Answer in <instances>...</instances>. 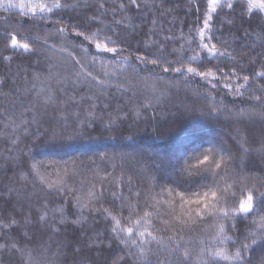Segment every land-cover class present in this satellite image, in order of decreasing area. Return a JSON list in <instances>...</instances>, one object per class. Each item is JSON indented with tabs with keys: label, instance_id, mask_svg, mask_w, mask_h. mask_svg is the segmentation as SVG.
Segmentation results:
<instances>
[{
	"label": "trees",
	"instance_id": "16d2710c",
	"mask_svg": "<svg viewBox=\"0 0 264 264\" xmlns=\"http://www.w3.org/2000/svg\"><path fill=\"white\" fill-rule=\"evenodd\" d=\"M44 2L51 5L57 0ZM58 2L65 6L44 14L48 18L42 19L39 12L25 15L19 8L7 7L8 0H0V80L5 81L0 89V221L6 223L14 217L20 222L18 227H0V244L5 245L0 248V264H185L182 254L186 249L190 253L187 264H202L198 260L202 248L222 247L216 238L217 229L201 225L194 216L191 220L182 216L190 227L180 233L182 247L175 250V241L170 237L177 234L178 226L169 225L165 230L162 222L171 221L169 213L179 215L181 210L178 198L169 196L166 186L173 165L179 166L194 150L219 146L235 154L241 144L246 148L260 147L264 121L240 115L241 109L245 113L253 110L248 101L250 89L241 88V96L234 87L243 83L237 76L264 71V58L257 55L264 52V14L255 8L249 11L247 0H232V9L226 7L229 0H222L225 6L213 14L205 38L214 35L216 39L209 43H216L225 55L209 56L197 47L207 0H138L139 10L128 5V0ZM102 2L104 10L98 7ZM121 2L126 5L123 10L118 7ZM197 5L200 12L196 11ZM94 13L100 40L111 36L116 43L110 46L123 49L119 54L101 53L94 44L74 37L75 27ZM60 27L67 30L59 33ZM12 35L32 51L10 47ZM166 36L172 39L166 40ZM162 43L169 50H177V55L169 59L182 58L187 64L190 57L196 56L191 61L193 67L207 64L212 71L219 67L218 78H213L216 87L211 89L189 76L185 79L163 73L160 67L135 59L145 53L159 55ZM249 55L260 62L249 64ZM74 58L83 61L85 67L75 64ZM233 68L236 76L232 75ZM88 70L96 80L86 75ZM150 82H156V88L169 85L184 98L180 97L172 108L165 99L157 104L158 97L150 95ZM262 82L264 78H253V89ZM173 93L168 101L175 98ZM148 103L151 107L146 110L144 105ZM213 105L220 110L210 113ZM120 107L125 109L122 122L116 111ZM26 108L29 111L25 112ZM54 111L69 114L68 132L76 125L74 114L79 113V120L86 126L85 134L71 141L53 140L52 134L65 127L60 119H52ZM219 152V156H225L224 151ZM250 154L254 153H241L238 162L248 165ZM73 161L80 165L75 175ZM65 162L67 176L63 172ZM33 164L37 165L36 171L31 170ZM254 175L258 178L260 173ZM40 176L45 178L43 182ZM61 177L81 193H86L92 184L99 190L103 183L107 193L100 204L108 209L107 215L91 210V204L82 215H72L77 209L61 202L70 200L71 194L62 198L55 195V188H47V183ZM233 179L230 174L224 175L218 187H227ZM253 182H247L249 187ZM230 190L236 192L237 204L247 195L240 185ZM113 191L122 196L126 206L136 210L134 220L144 211L153 213L148 231L156 240L145 237L143 256L139 248H128L111 239L115 234L110 229L115 223L110 217L121 218V201H117L115 209L107 202ZM136 193H140L139 199ZM157 211L161 213L159 217L155 215ZM45 214L46 221L40 222L39 216ZM123 215H128L127 207ZM61 219L66 223H60ZM250 220L251 217L243 221L240 227ZM13 243L15 249L11 247Z\"/></svg>",
	"mask_w": 264,
	"mask_h": 264
},
{
	"label": "snow or ice",
	"instance_id": "6c2138e0",
	"mask_svg": "<svg viewBox=\"0 0 264 264\" xmlns=\"http://www.w3.org/2000/svg\"><path fill=\"white\" fill-rule=\"evenodd\" d=\"M248 9H259L264 12V0H247ZM128 5L139 10L141 5L138 0H128ZM61 3L54 2L51 5L44 2V0H19L18 3H13L12 0H8L7 7L9 8H19L22 14H32L35 15L37 12L41 14L42 19H47L48 17L44 14L52 13L54 9L64 7ZM225 5L222 4V0H207L206 9L202 14V27L199 28L198 35L200 37L197 47L201 49L202 52L207 53L209 56L225 55L224 52H220L217 48L216 43H209L216 39L214 35H209L205 38V31L211 28L210 22L213 20V14H218V9L223 8ZM99 9H105V3L102 2L98 5ZM119 9L123 10L126 5L121 2L119 4ZM229 9L233 8L232 0L226 4ZM116 9H113L115 12ZM196 11L200 12V6H196ZM98 17L94 13L92 17L86 18V21L80 25H77L73 30V35L76 38H82L84 41H88L89 44H94V47L101 53H112L119 54L123 49L118 48L115 45L116 40L111 36H106L104 41L100 40L99 28H98ZM116 23H120L116 21ZM155 23V21H153ZM93 28H97V31H92ZM67 29L60 27L57 32L63 33ZM172 37L166 36V40H171ZM46 43V41H45ZM190 44L192 41L189 42ZM12 48H23L25 51H32L27 43L19 44L17 37L12 35L11 44ZM183 47V46H181ZM88 51V49H84ZM177 55L176 49H168L163 43L159 47V55L154 53H145L135 57V59L141 64H151L153 68L160 67L163 73H175L179 76H184L185 79L188 76H198L200 79L208 80L210 77L218 78L220 73V68L216 67L215 71H212L207 64H201L198 67H193L191 61L195 60L197 57L192 56L189 58L187 64L184 63L182 58L169 59ZM229 55H231L229 53ZM258 57L264 58V52L257 54ZM149 56H152L149 59ZM5 59H9L5 57ZM249 64L255 65L259 63V59H254L253 56L247 57ZM95 57H93V62ZM74 62L84 68L85 65L83 61L74 58ZM179 66H174V65ZM138 66V65H137ZM209 68L205 71L203 69ZM80 73L77 72V75ZM86 75L92 80H96L91 70L86 72ZM232 75H237V70L232 69ZM253 78H264V71H253L252 75L243 74L237 76V79L242 80V84H236L234 90L238 95L243 96V92L240 91L241 88L247 86L250 89L248 101L252 103L253 110L249 113H245L243 109L240 110L241 116H252L258 117L260 120L264 121V82L257 85L253 89L251 80ZM102 82V81H98ZM5 85L4 80H0V89H3ZM35 87V85H33ZM259 92L260 94H257ZM8 95V94H5ZM215 99V97H211ZM223 102H221L222 105ZM105 107H108L105 105ZM151 107V104H145L144 108L147 110ZM219 106H211L209 111L218 112ZM29 111L28 108L25 112ZM118 116L121 117V122L123 120V115L125 114V109L123 107L118 108ZM76 117V125L72 132L67 131V123L69 121V114L67 113H57L53 112L52 119H60L64 122V130L60 133H53V140L59 138L60 140L71 141L77 136H83L85 134V123L79 120V113L74 114ZM103 121V115L99 117ZM24 123H28L27 120ZM115 123V121H111ZM110 127L111 125H107ZM262 138L259 141V148L244 147L240 145L237 152L234 154L230 152L227 148L222 147L221 150L225 152V156H221L220 159L214 158V153L216 149L214 147L202 148V150H194L191 154L185 157L179 166L173 165L171 175V180L169 185L166 186V191L169 196L178 198L179 208L181 212L179 215L175 213H169L172 219L171 221L165 220L162 223L165 225V230L168 226L177 227L178 232L175 236L170 237L171 240L175 241V250H179L182 245L180 243L183 240V236L180 235L185 229V227H190L187 225L186 221L181 219L182 216L188 217L190 220L193 216L199 220L201 225H210L212 228L217 229L216 238L219 240V247L215 250L213 249H201L200 256L198 260L202 264H218L219 261H225L227 264H264V133L261 134ZM235 139V138H233ZM241 153H254L248 156V165L242 166L238 162V157ZM68 162H65V168L63 169L64 175L69 174V169L67 167ZM73 175L79 172V167L75 161L72 162ZM83 164V161L80 162ZM156 168L160 167L159 163L155 164ZM247 168V173L245 171ZM32 171L37 170V165H32ZM219 170V171H218ZM259 172L260 175L257 178L254 174ZM248 173L253 175L249 176ZM30 174V173H29ZM38 174V173H37ZM233 177V183L225 188H219L218 185L220 180L224 175H229ZM27 179V175L23 177ZM254 182L251 187L248 185L249 180ZM40 180L43 182L45 178L40 176ZM226 183V181H225ZM216 185V187H213ZM238 185L242 186L243 189L247 191V195L243 199H239L237 204V195L235 191L230 189L236 188ZM48 189L55 188V195L60 197H67L71 194L70 200H63L62 204L70 205L77 209V211L72 212V215H82L84 209L88 207L89 204L92 205L93 211H102L105 215L108 213V209L103 208L100 201L105 199V194L107 189L101 183L99 190L95 184H92L86 193H81L79 188L74 186H69L65 179L61 177L57 181L47 183ZM207 188L208 190H204ZM179 189V190H178ZM164 190V189H162ZM111 200L109 202L113 209L117 206V201L120 200V219L116 216H111L110 219L114 221L115 227L110 229L111 233L115 236L111 239L119 241L120 244L125 247L131 248L133 246L140 249L141 256L144 255L143 245L146 242L145 237H151L153 241L156 240L155 236L148 231V228L152 226L151 216L153 213L144 211L143 216L138 219H133L136 215V210L132 209L130 206H126L123 203L122 196H117L115 191L110 193ZM137 199L140 197V193H136ZM82 200L84 203H81ZM73 201L75 202L73 204ZM168 203V201H165ZM99 204V206H97ZM47 207V204L44 205ZM146 206H150L147 205ZM127 207L128 215L124 216L123 212ZM137 204V208H139ZM63 211V209H61ZM240 214H245L241 216ZM157 217L161 215L159 211L155 213ZM251 217L250 223L245 225L243 228L240 225L243 221L248 220ZM39 221H46V214L39 216ZM75 222V221H74ZM19 221L14 217L8 218L7 222L0 221V227L12 228L13 226H19ZM60 223H66L64 219L60 220ZM59 231V229H55ZM228 233H232L229 235ZM139 241V243H138ZM103 243V241H100ZM159 243V241H157ZM203 243V242H201ZM230 243V247L228 246ZM4 244H0V248H4ZM12 248H16V244L11 245ZM257 247H259V252H257ZM21 251V249H17ZM206 253V258H205ZM258 257V258H257ZM190 259V253L186 249L182 254V260L187 264Z\"/></svg>",
	"mask_w": 264,
	"mask_h": 264
},
{
	"label": "rangeland",
	"instance_id": "374dc122",
	"mask_svg": "<svg viewBox=\"0 0 264 264\" xmlns=\"http://www.w3.org/2000/svg\"><path fill=\"white\" fill-rule=\"evenodd\" d=\"M262 13L264 14V12H262ZM96 51H98V50L96 49ZM189 77H191L193 80H198V82L199 83H202L203 85H206V86L209 85V88H211V89H213L214 87H216V83H215V80H213V77H210L208 80L200 79L198 76H189ZM149 84H151V87H153V90L150 93V95L151 96H155L156 95L158 97V100H156V103L157 104L165 99V101H167V103L169 104V106L171 105V108H172L173 104H177L176 101H178L179 99H181L180 97L184 98V96L182 95V93L181 94L175 93V91H173L172 88L169 87V85L163 84V86H160V87H157L156 88V86H155L156 82H150ZM227 87L230 88L229 86H227ZM174 89H175V87H174ZM225 89H227V88H225ZM158 92H159V94L157 95ZM172 93H173V97L175 95L176 96H175V98L171 99V100H173V103L170 104L172 101L171 100L168 101V99L170 98V96H171ZM178 96H179V98H178ZM190 103H191V101H190ZM181 105H184V104H182V102H181ZM176 108H178V106H176ZM184 109L188 110L189 109L188 105H185L184 106ZM214 148L216 149V152L214 153V158L216 157V159H220V157H221V156H219V154L221 153V152H219V150H221L220 147L217 146V147H214ZM219 188H222V187H219ZM179 209L180 208L178 207V210Z\"/></svg>",
	"mask_w": 264,
	"mask_h": 264
}]
</instances>
